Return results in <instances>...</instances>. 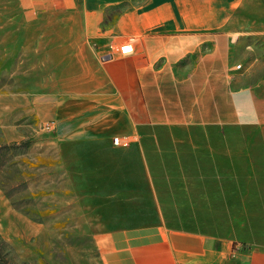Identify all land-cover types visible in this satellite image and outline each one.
I'll return each instance as SVG.
<instances>
[{
  "label": "rangeland",
  "instance_id": "obj_1",
  "mask_svg": "<svg viewBox=\"0 0 264 264\" xmlns=\"http://www.w3.org/2000/svg\"><path fill=\"white\" fill-rule=\"evenodd\" d=\"M232 14L235 84L251 85L264 78V0ZM67 33L0 0V264H105L108 230L159 221L264 249V125L147 127L107 151L119 117L81 94L93 55L71 53Z\"/></svg>",
  "mask_w": 264,
  "mask_h": 264
},
{
  "label": "crops",
  "instance_id": "obj_2",
  "mask_svg": "<svg viewBox=\"0 0 264 264\" xmlns=\"http://www.w3.org/2000/svg\"><path fill=\"white\" fill-rule=\"evenodd\" d=\"M244 1L147 0L125 6L124 1L23 0L40 18L52 16L63 24L71 53L78 54L75 44L90 46L94 63H87V78L93 86L81 94L95 96L97 108L119 117L115 131L130 139L129 146L147 127L264 125V78L235 84L240 31L231 23L232 9ZM131 36L132 53L102 59L111 44ZM122 147L108 142L104 149L119 153L126 150ZM100 247L105 264H264V249L161 221L116 225Z\"/></svg>",
  "mask_w": 264,
  "mask_h": 264
},
{
  "label": "built area",
  "instance_id": "obj_3",
  "mask_svg": "<svg viewBox=\"0 0 264 264\" xmlns=\"http://www.w3.org/2000/svg\"><path fill=\"white\" fill-rule=\"evenodd\" d=\"M135 37H129L127 41L123 43H113L109 46V50L102 55L103 60L114 59L118 54H128L134 51ZM241 68V64L237 66ZM53 125H48L47 128H52ZM114 144L117 146H129L130 139L128 137L116 136L114 138Z\"/></svg>",
  "mask_w": 264,
  "mask_h": 264
}]
</instances>
